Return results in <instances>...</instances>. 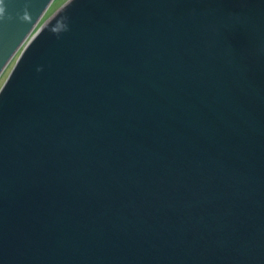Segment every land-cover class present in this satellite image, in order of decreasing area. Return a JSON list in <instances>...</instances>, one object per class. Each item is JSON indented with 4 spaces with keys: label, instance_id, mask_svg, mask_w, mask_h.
<instances>
[{
    "label": "water",
    "instance_id": "1",
    "mask_svg": "<svg viewBox=\"0 0 264 264\" xmlns=\"http://www.w3.org/2000/svg\"><path fill=\"white\" fill-rule=\"evenodd\" d=\"M0 0V264H264V0Z\"/></svg>",
    "mask_w": 264,
    "mask_h": 264
},
{
    "label": "rangeland",
    "instance_id": "2",
    "mask_svg": "<svg viewBox=\"0 0 264 264\" xmlns=\"http://www.w3.org/2000/svg\"><path fill=\"white\" fill-rule=\"evenodd\" d=\"M65 1L66 0H53L42 20H44L45 18H47L48 16H50ZM11 64L6 68V70L3 72L2 76L0 77V85H1L2 81L4 80L6 74L8 73V70H9Z\"/></svg>",
    "mask_w": 264,
    "mask_h": 264
}]
</instances>
